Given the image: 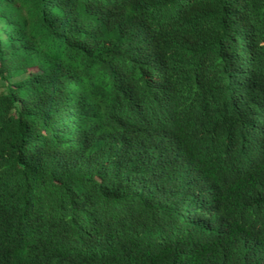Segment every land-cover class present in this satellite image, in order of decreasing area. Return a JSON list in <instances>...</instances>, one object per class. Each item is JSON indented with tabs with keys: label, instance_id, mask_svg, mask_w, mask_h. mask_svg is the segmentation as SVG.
<instances>
[{
	"label": "trees",
	"instance_id": "1",
	"mask_svg": "<svg viewBox=\"0 0 264 264\" xmlns=\"http://www.w3.org/2000/svg\"><path fill=\"white\" fill-rule=\"evenodd\" d=\"M0 264H264V0H0Z\"/></svg>",
	"mask_w": 264,
	"mask_h": 264
}]
</instances>
